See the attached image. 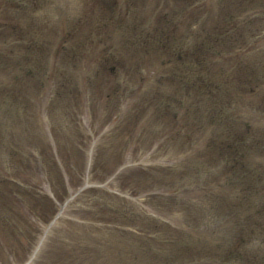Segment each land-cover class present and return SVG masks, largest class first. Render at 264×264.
<instances>
[{
  "label": "rangeland",
  "instance_id": "rangeland-1",
  "mask_svg": "<svg viewBox=\"0 0 264 264\" xmlns=\"http://www.w3.org/2000/svg\"><path fill=\"white\" fill-rule=\"evenodd\" d=\"M0 264H264V0H0Z\"/></svg>",
  "mask_w": 264,
  "mask_h": 264
}]
</instances>
